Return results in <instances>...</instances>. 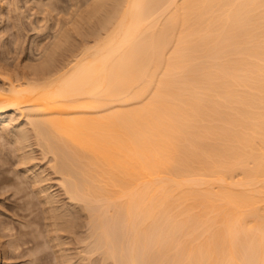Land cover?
<instances>
[{
	"label": "bare ground",
	"instance_id": "6f19581e",
	"mask_svg": "<svg viewBox=\"0 0 264 264\" xmlns=\"http://www.w3.org/2000/svg\"><path fill=\"white\" fill-rule=\"evenodd\" d=\"M25 2L48 26L23 65L0 45V140L81 262L264 264V0Z\"/></svg>",
	"mask_w": 264,
	"mask_h": 264
},
{
	"label": "rangeland",
	"instance_id": "374dc122",
	"mask_svg": "<svg viewBox=\"0 0 264 264\" xmlns=\"http://www.w3.org/2000/svg\"><path fill=\"white\" fill-rule=\"evenodd\" d=\"M32 1V0H31ZM2 2V4H4V5H2V4H0V7H1V5L3 6V7H1L0 8V31H2V32H0V45H2L3 44V46H5V44L4 43H7L8 42V44H9V42L10 41H13V40H15V37H13V33L14 32H16V30L15 29H17V31H19V34H20V40L18 39V41L16 40V52L13 50V51H11V52H9L7 55H8V57H9V60L10 61H12V62H14V63H18V62H22V63H24L26 60H27V57H28V55H29V52H30V49H29V47H30V44H31V40H33V39H38V38H41L42 36H44V34L46 33V27L48 26V25H46V23L47 22H44V20L43 21H41V22H36V17L38 16L37 14H35L34 13V11H32V10H30L29 9V5H34V3L33 2H30V3H27V2H25V0H11V2H10V0H0V3ZM4 2V3H3ZM18 2H19V5H18ZM11 3V4H10ZM17 3V4H16ZM24 3H27V4H24ZM9 4V5H8ZM29 4V5H28ZM14 5H18V6H16V8H14V7H12V6H14ZM8 6H10V7H8ZM20 6V7H19ZM5 7V8H4ZM12 7V8H11ZM9 10H8V9ZM19 8V9H18ZM20 8H24V9H20ZM29 10H28V9ZM13 9H15V12H14V10ZM18 9V10H17ZM11 10H12V14H11ZM7 11V12H6ZM24 12V13H26V14H24V13H21V12ZM26 11V12H25ZM31 11H32V13H33V16L34 17H32V15H30V14H32L31 13ZM8 13V14H7ZM30 13V14H29ZM22 14V15H21ZM4 15V16H3ZM20 15V16H19ZM27 15V16H26ZM3 16V18H2V20H1V17ZM17 16V17H16ZM22 16H24V17H22ZM26 16V17H25ZM28 16H31V17H28ZM28 17V18H27ZM15 18V19H14ZM18 18H20V19H18ZM27 18V19H26ZM10 19V20H9ZM32 20V21H30V23H29V20ZM15 20V21H14ZM1 21H3V23L1 22ZM12 21V22H11ZM20 21V22H19ZM32 22V23H31ZM20 23V24H19ZM28 23V24H27ZM38 23V24H37ZM49 23V22H48ZM2 24V25H1ZM14 26V27H13ZM19 26H21V27H19ZM33 26V27H32ZM38 26V27H37ZM43 26H45V28H43L42 29V27ZM15 28V29H13V28ZM18 27H19V29H18ZM24 29H23V28ZM40 27V28H39ZM32 28H34V29H32ZM36 28H38V29H36ZM23 29V30H22ZM36 29V30H35ZM25 30V31H24ZM34 30V32H32ZM6 31V32H5ZM23 31V32H22ZM40 31V32H39ZM43 31V32H42ZM45 31V32H44ZM4 32V33H3ZM32 32V33H31ZM23 33H26V34H23ZM43 33V34H42ZM2 34H4V37H3V35ZM30 34V35H29ZM37 36H36V35ZM39 34V35H38ZM24 35V36H23ZM26 35V36H25ZM7 36V37H6ZM4 39H3V38ZM6 37V38H5ZM24 38H26V40L24 39ZM5 40V41H4ZM23 40H25L24 42L26 43H24L23 42ZM27 41V42H26ZM2 42V43H1ZM19 42V43H18ZM22 42V43H21ZM23 44V45H22ZM21 45H22V47H21ZM3 46H0V54L3 52V49L2 48H4ZM23 46H25V48L27 49V50H25V48H23ZM29 46V47H28ZM2 47V48H1ZM20 48H21V50H20ZM23 48V49H22ZM23 50V51H22ZM25 50V51H24ZM15 52V54H13ZM18 52H20V53H18ZM23 52V53H22ZM25 52V53H24ZM17 53V54H16ZM10 54V55H9ZM20 54V55H19ZM14 56V57H13ZM19 58H18V57ZM25 56V57H24ZM12 57V58H11ZM26 58V59H24V58ZM11 58V59H10ZM19 60H17V59ZM13 59V60H12ZM23 59H24V62H23ZM22 60V61H21ZM21 63V65H23ZM19 64V63H18ZM10 114H11V112H9ZM13 113V112H12ZM18 113V114H17ZM19 114H20V116H22L21 115V113H19V111H17V112H14L13 113V115H17L16 116V118L19 116ZM18 117L17 118V121L18 122H16L15 121V124L16 123H18V126H20L21 125V123H20V125H19V121L21 122L22 120H23V116L22 117ZM24 121V120H23ZM17 125V124H16ZM13 147H15L14 145H10L9 143H3V141L2 140H0V264H68V262H69V259H70V261H71V259H73L71 262L72 263H69V264H78V263H80V264H84V263H82L81 262V254H79L78 253V251H80L79 249H77L78 247L80 248V244H78V242L76 241V239H77V235L79 234V232H78V234L76 235V234H74L73 233V235H74V237H76V238H72V232H71V234L70 235H68V233H69V231L68 232H65V231H62V233H61V230H55L56 229V227L54 228L52 225L50 226V225H48L49 224V222H51L50 220H46L47 219V215L48 214H50V213H48V212H46L45 211V207L47 206L48 207V204L47 205H45V206H43V204H41V201H40V199L38 198V197H36V195H35V192H34V189H31V186H30V179H29V174L28 173H31V170H26L25 169V175L27 176L26 178H25V176H24V168H27V166L26 165H28V164H26V165H22L21 166V164H19L18 163V161H17V159H18V156H17V154H15L17 151H15V148H13ZM15 151V152H14ZM35 160H38V161H40V162H38V164H37V166H35L36 167V169H37V167L40 165V163H41V161L42 160H39V159H35ZM35 160H33V162L34 163H37V161H35ZM33 162H31V163H33ZM30 163V164H31ZM20 165V166H19ZM21 168V169H20ZM38 170H40V169H38ZM28 171V172H27ZM30 171V172H29ZM22 172H23V174H22ZM28 174V175H27ZM25 178V179H24ZM52 182H54V181H52ZM19 183H20V185H19ZM45 183H50V181L48 182V181H45ZM16 184V185H15ZM23 184V185H22ZM25 184V185H24ZM16 186V187H15ZM17 186H19V187H17ZM24 188H23V187ZM20 187H22L23 188V190H22V188H20ZM56 189V186H54L53 187V191ZM30 190V191H29ZM31 190H33V191H31ZM52 190V189H51ZM50 190V191H51ZM25 193H24V192ZM22 193V194H21ZM22 197H21V196ZM29 197V198H28ZM19 198V199H18ZM27 200V201H26ZM28 204V205H27ZM42 205V206H41ZM43 207V208H42ZM44 209V210H43ZM44 214H43V213ZM46 212V213H45ZM24 214V215H23ZM45 214H47L46 216H44ZM44 217H46V219L44 218ZM29 219V220H28ZM37 219V220H36ZM44 219V220H43ZM34 220V221H33ZM47 222H46V221ZM49 221V222H48ZM25 222H27L26 224H25ZM33 222V223H32ZM46 222V223H45ZM39 224H40V227H39ZM46 224H47V227H45L46 226ZM34 225V226H33ZM45 225V226H44ZM6 226V227H5ZM37 226V227H36ZM49 226V227H48ZM55 226V225H54ZM37 228V231L35 230ZM48 228V229H47ZM49 228H50V230H51V228H54V230L51 232L50 230H49ZM39 229H41V230H39ZM46 229V230H45ZM3 230V231H2ZM7 230V231H6ZM21 230H22V232H21ZM28 232V234L26 235V233ZM30 231V232H29ZM45 231H47V232H45ZM55 231L58 233H55ZM7 232L9 233V234H7ZM16 232H21L22 234L20 235V234H17ZM39 232V233H38ZM49 232V234L47 235L48 237L49 236H51V237H47L46 235H45V233L47 234ZM51 232V233H50ZM65 232V233H64ZM15 233L17 234V235H15ZM24 233H25V236H26V238H25V236H23L24 235ZM37 233V234H36ZM43 233V234H42ZM57 234V235H55V236H53V234ZM61 234V237L62 236H64V238L62 237H59L60 236V234ZM63 233L66 235L67 234V237L65 236V235H63ZM80 233H81V231H80ZM34 234V235H33ZM42 234V235H41ZM9 235H10V238H9ZM12 235H14V237L12 236ZM36 235V236H35ZM3 236V237H2ZM11 236H12V239H11ZM15 236H17V238L15 237ZM30 236H33L32 237V239L30 240V243L31 244H29V241L27 242V243H24L23 244V242L21 241V240H29V238L28 237H30ZM57 236V237H56ZM43 237H44V239H43ZM47 237V238H46ZM52 237H54V238H52ZM58 237L60 238V239H62V240H60V241H58L57 239H58ZM70 237H71V240H70ZM22 238V239H21ZM28 238V239H27ZM35 238V239H34ZM36 238L38 239V238H40V239H38V240H40V241H37L36 242ZM52 238V242L50 243V239ZM57 238V239H56ZM65 238H68L69 240H67V239H65ZM16 239H18L19 240V242H21L19 245H17V244H15V242H16ZM21 239V240H20ZM34 239V240H33ZM54 239V240H53ZM11 240H12V242H11ZM33 240V241H32ZM48 240V241H47ZM74 240L77 242V244L79 245H77L75 248L78 250H75L76 252L74 253V250H72V249H75L73 246H69L68 247V245L67 244H69L70 245V243H71V245L73 244L74 245V243H76V242H74ZM9 241V242H8ZM32 241V242H31ZM35 241V242H34ZM46 241V242H45ZM54 241V242H53ZM56 241H58V242H56ZM66 243V241H70V242H68V243H66L65 244V246L63 245V243L64 242ZM3 243V245H2V243ZM62 242V243H61ZM73 242V243H72ZM9 243H11V246H10V244ZM34 243H35V245H34ZM40 243V244H39ZM47 243H50L51 244V246H50V244H48V247L46 246L45 247V245H47ZM57 243H58V245H57ZM60 243H61V245H60ZM25 244H27L28 245V247H26V245ZM53 244H54V246H53ZM4 245H6V248H7V250H6V248H5V246ZM15 245V246H14ZM30 245H31V247H30ZM55 245H57V247L59 248V246L62 248L63 246L65 247V249H64V247H63V249H59L58 250V248L56 247L55 248ZM76 245V244H75ZM8 246V247H7ZM13 246V247H12ZM16 246H22V247H16ZM50 246V247H49ZM26 247V248H25ZM40 247V248H39ZM42 247V248H41ZM68 247V248H67ZM73 247V248H72ZM3 248H4V252H3ZM9 248H11V249H9ZM16 248V249H15ZM31 248V249H30ZM48 248V249H47ZM50 248H54L53 250L51 249L50 250ZM15 249V250H14ZM18 249V250H17ZM25 249L27 250V251H25ZM32 249H33V251H32ZM55 249H57L56 250V257H55V255H53V254H55L54 253V251H55ZM70 249L71 251H68V250ZM11 250V251H10ZM13 250V251H12ZM36 250V251H35ZM50 250V251H49ZM63 252H62V251ZM30 251V253H28ZM42 251V252H41ZM47 251H49V252H47ZM60 251V252H59ZM66 251V252H65ZM67 251H68V255H69V253H71V255L70 256H68L67 255ZM6 252V253H5ZM8 252V253H7ZM11 252H13V253H11ZM34 252V253H33ZM37 252V253H36ZM53 252V253H52ZM4 253H5V255L7 256V257H4L5 255H4ZM42 253H44V254H42ZM49 253V254H48ZM61 254L60 256H59V254ZM62 253H65V254H63L62 255ZM76 253H78V254H76ZM30 254H32V255H30ZM40 256H39V255ZM41 254H42V256H41ZM48 254V256H50V257H48V256H46ZM73 254V255H72ZM74 254H76V256L74 255ZM36 257H35V256ZM65 255V257L63 258L62 256H64ZM78 255L80 256V257H78ZM39 256V257H38ZM45 256H46V258H45ZM75 257V258H73V257ZM40 257H42V259H46L45 261L43 260L42 261V259L40 258ZM53 257V258H52ZM67 257V258H66ZM36 258V259H35ZM54 258H56L55 260H54ZM60 258V259H59ZM63 258V259H62ZM65 258H66V260H65ZM76 258H77V260H79V262L78 261H75L76 260ZM79 258V259H78ZM42 261H40V260ZM50 259V260H49ZM53 259V260H52ZM58 259V260H57ZM75 259V260H74ZM52 260V261H51ZM63 260V261H62ZM58 261V262H57ZM61 261H62V263H61ZM66 263H65V262ZM68 261V262H67Z\"/></svg>",
	"mask_w": 264,
	"mask_h": 264
}]
</instances>
